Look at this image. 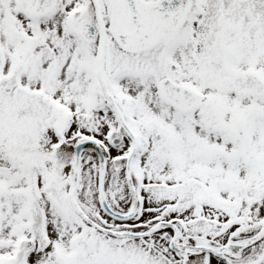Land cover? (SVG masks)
<instances>
[{"label":"snow or ice","instance_id":"obj_1","mask_svg":"<svg viewBox=\"0 0 264 264\" xmlns=\"http://www.w3.org/2000/svg\"><path fill=\"white\" fill-rule=\"evenodd\" d=\"M0 264H264V0H0Z\"/></svg>","mask_w":264,"mask_h":264}]
</instances>
